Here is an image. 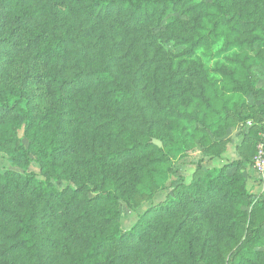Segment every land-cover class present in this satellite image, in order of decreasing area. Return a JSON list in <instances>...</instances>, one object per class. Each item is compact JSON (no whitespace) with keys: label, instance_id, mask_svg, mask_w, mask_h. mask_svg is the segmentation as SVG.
<instances>
[{"label":"trees","instance_id":"obj_1","mask_svg":"<svg viewBox=\"0 0 264 264\" xmlns=\"http://www.w3.org/2000/svg\"><path fill=\"white\" fill-rule=\"evenodd\" d=\"M153 25L187 56L234 52L214 67L160 63L147 79ZM255 46L264 48V0H0V153L19 169L33 157L40 166V176L0 169V264H264L252 218L261 197L243 175L264 103L263 122L234 109L264 98ZM235 117L249 128L240 158L201 164L189 180L179 171L166 198L123 229L121 203L151 201L175 174L176 138L197 126L220 138ZM216 146L210 160L228 147Z\"/></svg>","mask_w":264,"mask_h":264},{"label":"rangeland","instance_id":"obj_2","mask_svg":"<svg viewBox=\"0 0 264 264\" xmlns=\"http://www.w3.org/2000/svg\"><path fill=\"white\" fill-rule=\"evenodd\" d=\"M210 1V0H208ZM151 34H154L155 37L151 40V45L148 49V57L153 59V62L149 65L150 71L147 74L148 78H151L153 74L156 72V67L160 63H164L167 61H173L174 63L178 62H186L187 66H196V63H204L207 67H214L216 61H223L224 57L226 55H232V52H229L227 54H224L220 50V45L215 46L212 48L211 51H206L205 49L199 50L195 56L190 57L187 56L185 48H179L174 43L166 42L164 37L166 35L165 31L166 29L164 26L157 27L155 25L150 26L149 28ZM248 53L252 57V62L254 63L253 72L255 75L257 83V88L264 90V60L262 57H264V48H260L258 46H255L253 50H248ZM162 65V66H163ZM134 66V64H133ZM125 76H128L126 74ZM160 77V76H158ZM156 77V78H158ZM146 80V79H145ZM154 80L151 79L150 82L146 83V81H142L141 87H143V93L144 95H151V93L154 91ZM42 91V90H41ZM230 98H234L235 102L238 101L240 96L238 95H232ZM243 100L247 102L248 105H255V109L253 111L248 110H242L244 108H235L236 115L239 113L242 116L251 115V118L253 117V120L256 122H263L261 121L263 117L261 114L262 112H256L257 107L260 105L262 106L264 103V98H262L260 101H256L253 99L252 96L250 97H241ZM264 112V111H263ZM233 114V113H232ZM235 116V114H233ZM236 117L234 122H232L230 128L224 133V135L220 138L212 136V134L208 130H204L202 126H197V128L200 129L199 133H194V131H187L185 133V136H181V139L176 138V140L172 143L171 148L172 152L171 157V168L172 171L175 172L174 175H171L168 180H161L162 187H156L152 189V197H154L151 201H149V195L145 198L136 197L133 202H135V209H130L127 204L121 203L120 209H121V215H122V227L125 230H129L137 221L138 216L142 214L146 209L151 207V205H156L163 201L166 198V195L168 192L170 193L172 189L176 187L172 186V183L174 181H178V175L180 172H185L187 175V180L191 178L192 172L191 169L195 170L197 166L205 163L206 161H209L210 158L215 155L218 152H221L223 148L221 147H213L214 144L224 143L227 146L230 145V147L236 148L240 145H247V133L249 128L246 127V124H243V121L237 122ZM264 120V119H263ZM248 126V125H247ZM19 137L22 141V143L27 146V141L23 138L22 131L19 133ZM184 138H186V142H184ZM158 141V140H157ZM160 142V141H159ZM161 143V142H160ZM245 143V144H244ZM163 145V144H161ZM228 148V147H227ZM237 152V151H236ZM257 152V148H256ZM255 155V148H249V151H247L244 154V158L249 162L243 169V175L246 178L247 186L250 189L251 192L256 193L259 195L260 198V204L257 205L255 208L254 214H253V221L256 226V228H259L261 232L264 234V176L257 174L253 167L251 162L254 159ZM240 157V156H239ZM0 169L4 173L6 171L12 170L19 173L27 172V173H35L40 176V166L36 161V158L33 157V161L31 162L30 166L23 170L15 167L9 158L3 154L0 153ZM180 171V172H179ZM235 170L230 171V173H234ZM68 185L66 182H57L56 186L60 189L65 188ZM249 211V209H247ZM242 240L244 241V235L242 237ZM263 250V248L261 249ZM232 253L227 250L224 254L225 258L229 261L230 256ZM227 264V263H224Z\"/></svg>","mask_w":264,"mask_h":264},{"label":"crops","instance_id":"obj_3","mask_svg":"<svg viewBox=\"0 0 264 264\" xmlns=\"http://www.w3.org/2000/svg\"><path fill=\"white\" fill-rule=\"evenodd\" d=\"M236 148L230 147V145H228V148L226 150V152L224 154H222V156L220 158H215L209 161H206L205 163L202 164L203 168L205 170H209L212 168H220L222 167L227 161H234V160H238L240 157V154L238 153L237 150H235ZM237 151V152H236ZM235 170V169H232ZM231 170V171H232ZM190 172H194L193 169H191Z\"/></svg>","mask_w":264,"mask_h":264},{"label":"built area","instance_id":"obj_4","mask_svg":"<svg viewBox=\"0 0 264 264\" xmlns=\"http://www.w3.org/2000/svg\"><path fill=\"white\" fill-rule=\"evenodd\" d=\"M249 125H252V123L250 122ZM260 138L257 153L253 159V169L257 174L264 176V130L260 134Z\"/></svg>","mask_w":264,"mask_h":264},{"label":"water","instance_id":"obj_5","mask_svg":"<svg viewBox=\"0 0 264 264\" xmlns=\"http://www.w3.org/2000/svg\"><path fill=\"white\" fill-rule=\"evenodd\" d=\"M153 143H154L155 145H157L158 147H161V146H162L161 143H160L159 141H157V140H154Z\"/></svg>","mask_w":264,"mask_h":264}]
</instances>
